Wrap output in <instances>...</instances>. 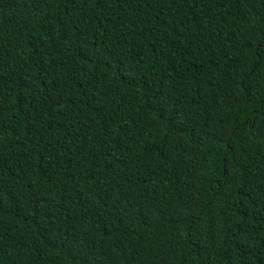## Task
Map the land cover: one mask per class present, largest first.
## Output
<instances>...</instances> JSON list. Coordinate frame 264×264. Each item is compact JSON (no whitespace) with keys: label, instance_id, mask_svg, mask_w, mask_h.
Instances as JSON below:
<instances>
[{"label":"trees","instance_id":"obj_1","mask_svg":"<svg viewBox=\"0 0 264 264\" xmlns=\"http://www.w3.org/2000/svg\"><path fill=\"white\" fill-rule=\"evenodd\" d=\"M0 264H264V0H0Z\"/></svg>","mask_w":264,"mask_h":264}]
</instances>
